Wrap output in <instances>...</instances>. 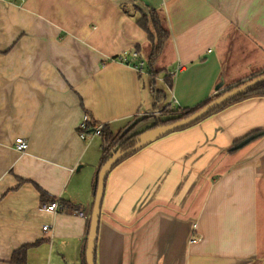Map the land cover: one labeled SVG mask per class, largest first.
<instances>
[{
	"label": "crops",
	"instance_id": "obj_1",
	"mask_svg": "<svg viewBox=\"0 0 264 264\" xmlns=\"http://www.w3.org/2000/svg\"><path fill=\"white\" fill-rule=\"evenodd\" d=\"M152 9L168 31L153 85L137 23ZM262 69L264 0H0V264L81 263L101 147L78 136L84 116L142 135L171 116L164 107H194ZM263 128L264 96L248 97L113 167L94 264H264V134L228 151ZM39 189L66 207L42 209Z\"/></svg>",
	"mask_w": 264,
	"mask_h": 264
},
{
	"label": "trees",
	"instance_id": "obj_2",
	"mask_svg": "<svg viewBox=\"0 0 264 264\" xmlns=\"http://www.w3.org/2000/svg\"><path fill=\"white\" fill-rule=\"evenodd\" d=\"M137 23L146 32L147 37H148V41L150 42V52L148 54L147 61H148V64L150 66V75H151V81H152V85H153L156 75L160 72V70L155 65L156 60L163 50V47L165 45V42H166V39L168 36V31H167V28L165 27L163 16H161L159 14V12H157L154 9L149 10L147 14H144L141 17H139L137 19ZM262 74H264V69L257 71L254 74H252V75H250V76H248L242 80L235 82L231 86L225 88L223 91L228 90L229 88L238 86L240 84H243L246 81H249V80L253 79L254 77L262 75ZM166 79H167V82H169L171 84V76H166ZM223 91L217 92L216 94L207 98L206 100H204L200 104H198L194 107H191V108L176 107L173 110H168L167 107H164L163 109L160 110V112L163 115H171V116L169 118L164 119V120L155 119V122L151 126L150 129H153L154 127H156L158 125L173 122L177 119H180L182 117H185V116L191 114L192 112L196 111L197 109H199L200 107H202L203 105L208 103L213 98L220 95ZM155 96H156V100H158L164 96V93L162 91H155ZM254 96L255 97L256 96H260V97L264 96V82L260 83L259 85H256L252 90H249L248 92H246L244 94H240V95L234 97L233 99L229 100L228 102H226L222 106L212 109L204 117L200 118L199 120L195 121L194 123H192V124H190L184 128L178 129L176 131L187 129V128L199 123L200 121L206 119L207 117L213 115L217 111L223 109L224 107H226L230 104H233V103L240 101L242 99H245L248 97H254ZM87 121L90 125H95V123H96V122L90 120L89 118ZM133 127H134V124L129 126V127L128 126L123 127L118 132L113 133L107 127L104 126L102 128V130L100 131V134H99L100 141H101L100 157H99L97 170L95 171V174H94L93 194H94L95 187H96V176H97L98 169L104 164V162L109 158V156L115 150H117L119 148L124 150V149L129 148L133 145L134 142L132 141V139L137 136V133L132 132ZM261 134H264V128L261 130H256L254 132H250L249 134L243 136L242 138L235 140L231 144L228 151L237 149L236 145L240 141H242L243 139L250 137L252 135H254L256 137V136H259ZM138 150H135V151L125 155L121 160L116 162L113 165V167H115L121 161H123V160L127 159L128 157H130L131 155H133ZM105 181H106V178L104 180V187H105ZM39 194H40L39 195L40 196V203L51 202L55 199V197L48 196L47 193L42 189H39ZM62 205H63V207L64 206L66 207L67 204L63 202ZM100 209H101V207H100ZM88 223H89V217L86 220V230H88ZM32 245H34V244H25V245L21 246L19 249H16L15 251H13L11 258H10V262L11 263H23L24 259H25L26 250L28 249V247H30ZM85 248H86V238L83 239L82 245H81V252H80L81 263L80 264H86V262H85ZM94 256H95V252H94Z\"/></svg>",
	"mask_w": 264,
	"mask_h": 264
},
{
	"label": "water",
	"instance_id": "obj_3",
	"mask_svg": "<svg viewBox=\"0 0 264 264\" xmlns=\"http://www.w3.org/2000/svg\"><path fill=\"white\" fill-rule=\"evenodd\" d=\"M264 82V74L254 77L253 79L246 81L243 84L229 88L228 90L223 91L220 95L210 100L208 103L192 112L191 114L177 119L173 122L162 124L154 127L146 133H143L141 136L138 135L133 138L134 144L122 150L121 148L115 150L109 158L104 162V164L98 169L96 176V187L94 191V200L93 205L89 215L88 230L86 234V248H85V262L86 264H94V252H95V242L97 239V231L99 227V216H100V207L103 197L104 190V180L112 169L113 165L121 160L125 155L141 149L150 142L167 135L168 133L174 132L178 129L184 128L200 118L204 117L209 111L214 108L220 107L234 97L244 94L249 90H252L256 85ZM219 86L216 87L218 89ZM251 137H247L241 142H239L236 147H241Z\"/></svg>",
	"mask_w": 264,
	"mask_h": 264
},
{
	"label": "built area",
	"instance_id": "obj_4",
	"mask_svg": "<svg viewBox=\"0 0 264 264\" xmlns=\"http://www.w3.org/2000/svg\"><path fill=\"white\" fill-rule=\"evenodd\" d=\"M129 57L132 59V61H134V62L136 61L133 68L136 71L141 72L143 65H144V61H141L138 58V53L133 50ZM130 58L126 57V55H123V56L121 55L119 59L122 62L129 64V61L131 60ZM87 120H88V118L84 116L77 126L78 127V136L81 139H85L86 137H89V136L99 135L100 131L103 128L102 124L90 125ZM14 148L18 152L25 151L27 149L26 140L23 137L17 136L14 139ZM41 208L44 210H47V211L57 212L58 210L63 209V205L60 202L59 198H55L53 201L48 202L46 204H43L41 206ZM76 214L78 216L85 217V214L82 211H77ZM192 227L194 228L195 225H193ZM42 229L46 230L47 226H43ZM189 239H190V242L196 241V238L194 237V235H191Z\"/></svg>",
	"mask_w": 264,
	"mask_h": 264
},
{
	"label": "rangeland",
	"instance_id": "obj_5",
	"mask_svg": "<svg viewBox=\"0 0 264 264\" xmlns=\"http://www.w3.org/2000/svg\"><path fill=\"white\" fill-rule=\"evenodd\" d=\"M155 84H157L158 87H161V85H160V83H159L158 81H156ZM173 106H174L175 108L177 107L176 104H173ZM166 107H167L168 110H173V109H174V108H170V107H168V106H166ZM153 114H154V116H155V115H158V112H154ZM153 114H152V115H153ZM139 136H141V135H139ZM137 137H138V136H137Z\"/></svg>",
	"mask_w": 264,
	"mask_h": 264
}]
</instances>
